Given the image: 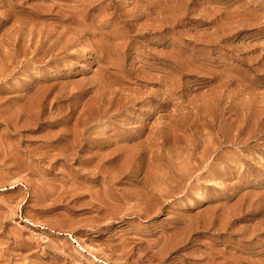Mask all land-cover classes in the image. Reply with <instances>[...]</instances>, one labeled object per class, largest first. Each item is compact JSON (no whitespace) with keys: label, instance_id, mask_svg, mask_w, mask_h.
Returning a JSON list of instances; mask_svg holds the SVG:
<instances>
[{"label":"rangeland","instance_id":"rangeland-1","mask_svg":"<svg viewBox=\"0 0 264 264\" xmlns=\"http://www.w3.org/2000/svg\"><path fill=\"white\" fill-rule=\"evenodd\" d=\"M0 264H264V0H0Z\"/></svg>","mask_w":264,"mask_h":264},{"label":"bare ground","instance_id":"bare-ground-1","mask_svg":"<svg viewBox=\"0 0 264 264\" xmlns=\"http://www.w3.org/2000/svg\"><path fill=\"white\" fill-rule=\"evenodd\" d=\"M59 3V2H58ZM31 16V15H30ZM76 23V22H75ZM82 23V22H81ZM83 33V32H82ZM86 35V34H85ZM93 35V34H92ZM116 37V36H115ZM93 40V39H92ZM101 45V44H100ZM114 45V44H113ZM102 46V45H101ZM104 46V45H103ZM107 51V50H106ZM116 51V50H115ZM114 52V51H113ZM106 54H108L107 52H105ZM116 55H117V52H116ZM107 56V55H106ZM111 56V55H110ZM110 56L108 57V58H110ZM107 58V59H108ZM106 59V58H105ZM111 59V58H110ZM108 61H110V60H108ZM119 62V61H118ZM110 63V62H109ZM120 63H117L116 65L118 66ZM120 67V66H119ZM156 74V73H155Z\"/></svg>","mask_w":264,"mask_h":264}]
</instances>
